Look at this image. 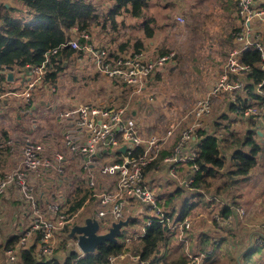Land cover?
Instances as JSON below:
<instances>
[{
  "label": "rangeland",
  "instance_id": "374dc122",
  "mask_svg": "<svg viewBox=\"0 0 264 264\" xmlns=\"http://www.w3.org/2000/svg\"><path fill=\"white\" fill-rule=\"evenodd\" d=\"M3 1L7 2V0ZM90 1L93 2L95 6L94 12L99 14V20L104 22L105 16L102 13L112 10V2L109 0ZM173 1L176 3L173 4L172 0L168 3H164L163 0L149 1V6L146 9V17L154 18V23L151 24V26L157 30L151 38L145 36V33L142 31L143 27L140 29L141 20L143 19L133 18L126 14L123 9L114 14L116 21L113 22L110 19H106L104 26H101V23H92L88 28V32L91 34L94 45L105 47L113 54L132 55L134 53L135 40L141 38L143 42L142 50L147 47L144 51L147 56L151 58L160 55V52L165 48V44L166 49L174 51L175 55L179 53V50L184 54L183 56L180 55L181 58L179 57V66L173 65L174 67L171 66L172 69L166 68L168 71H165V75L162 74L161 79L157 78L156 75L153 81H148V78H146L143 82V89L136 92L134 91V87L127 86L117 80H112L103 76L96 71L87 55L76 52L73 60L68 58L63 60V69L60 71L55 84H50L47 81H44L42 84H36L29 97L25 95V92L27 84L31 79L26 80L25 78L24 81L22 80L21 84V80L17 78V71H0V74H5L6 76L5 81L0 84V131L5 130L9 139L19 144L23 141L36 142L45 138L48 141L45 142L47 148L42 143L41 144L44 146L47 153H51L54 150H59L61 142V138H59L60 129L58 125L57 127L53 125V122L57 120L56 114L58 110H60V108L61 110H66L75 102H89L99 105L126 104V116L135 120L136 126L142 136L166 132L171 123L178 122L179 118L195 104L200 98V95L206 91L208 86L213 83L214 79L220 73V67L228 53L227 49H225L227 46L225 44H228V40L230 41L229 32L231 31L230 26L221 33V37L218 39L215 28L216 20L206 16L205 20H207V27L211 26L212 31L210 34L205 32L202 33V39L204 38L203 40L208 42L217 41V43L214 47L204 45L205 48L203 49L201 46L197 48V50L191 49L187 51L190 44L189 42H201L199 36L196 37L192 27H187V22L183 24L184 26L174 22V12L177 14L176 11L181 5L178 4L180 0ZM227 2L231 10L236 0H228ZM11 3H13L12 0ZM214 3L215 5H219V2H215V0L201 1L200 5H202V11L209 9ZM202 14L203 12L201 15ZM190 16L192 18L196 17V15H194V9L190 13ZM191 22L193 23V21ZM212 22L214 23L212 24ZM67 35L68 37H75L70 31H68ZM150 40L154 42L152 46H157L156 52L154 48L150 47ZM123 45L124 47L121 48ZM177 62L176 59V63ZM199 69L201 72L197 71ZM9 73L13 74V79L7 78ZM153 73L154 71L152 75ZM33 76L34 75H32V77ZM228 99L229 98L224 95L212 103L211 111L205 119V124L201 128L216 134L221 142L222 138L229 136L227 132L232 131L234 135L243 136L246 128L249 127L248 118H242L240 114H235L231 110H227L226 102ZM29 107L34 109L28 113V111L25 110ZM46 107H48L47 111ZM187 122V119L182 121L179 127L175 128L174 133L176 132L175 134L177 135L179 130L183 128ZM217 122L219 127L216 126ZM225 125H227L226 128H224ZM259 131H261L260 128ZM26 135L35 136L33 139L29 136L25 139L24 137ZM53 139L56 140V146H52ZM173 139L174 136L169 139L166 147L169 146ZM259 139L260 138H257V140ZM175 140L176 139H174V142ZM230 141L231 138L228 137L226 143L228 142L229 144ZM224 145V142L220 143V146ZM230 150L231 149H228V153H230ZM10 151L11 155L8 158L10 161L12 159L13 162L4 173L2 172L0 179L4 174L11 172L13 168L19 165L21 154L14 149ZM113 159L114 156L111 151H109L100 159V165L109 164ZM78 162L79 159L75 160L68 158L65 162L62 176H58L55 172L50 170L40 171L35 175V178H39L40 180L45 179L47 183L43 184L46 186L48 185L49 190H51V194L47 197V202H57L63 206L66 199L71 198L78 188L87 189L86 186H83V176H85L87 171L85 168L80 167ZM262 163H264L263 158L260 160V164L255 168L254 172H251V175L240 179L234 184L226 185V183H223L227 178L221 174L223 169L211 179L212 184L209 187L210 192L205 194L206 199L212 197L215 193L214 190L216 186H220L218 193L221 196L220 198L224 201H229L233 194L236 196L235 199L237 200V204L235 207L236 209H243V219L242 221H238L237 218H233L232 224L224 228H216L217 226L211 223L210 220L205 221L203 217L195 216H200L199 214H204L206 216L213 215L212 213L217 211L215 210L217 208L212 207L214 211L208 212L203 205H196L189 214L193 217V222L191 227H189V231L192 233V239L189 240V243L187 240L182 242L183 245H185L186 253L189 251V246L190 249H192L191 251L200 249L201 244L197 243L198 238L201 236V233L206 232L212 237L222 241V243L219 241V244H217V246L219 245L217 252L219 251L218 255L220 258L217 264H264V250L253 247L254 244L249 247L252 242L251 237H254L255 232L259 228V224L264 218V165H262ZM225 166L228 167V161ZM164 167L165 166L160 162V164L150 169L145 175L148 179L146 181L147 185L151 186L154 193L157 195L172 191L176 186V183L168 177L166 167ZM92 172L97 185L94 192H99V190L108 183V178L102 175L97 167H94ZM29 182L36 188V195H38V182H32L31 179H29ZM57 183H59V185H57ZM89 190L93 192V189ZM192 194L190 191H185L184 194L180 196V199L177 200V206H180L186 196L190 197L188 201L192 200ZM61 197H63V199H60ZM18 200L19 202L14 201L15 208L13 211H16L15 213L11 209L10 211L8 210V216H5V214H3L5 212H2V210L0 213V215L3 214L1 218L4 216L2 218L4 225L2 224L0 228V258L3 255L1 246L6 237L13 235L17 231H21L28 224H26L27 221H25L22 226H19L18 222H23L21 218H31L29 215L27 217L23 215L24 208L27 207L26 203H23L19 197ZM94 201H96V197L94 199L90 198L82 209L77 212V216L72 219L71 223H80L84 217L94 215L97 208L96 205H93L95 204L93 203ZM214 206H216V204H214ZM136 209H138L139 214L138 220L133 225L122 230L123 237H134V235L138 234L146 226L147 215L145 214L147 213H144L145 211L141 208V205H137ZM74 242L75 238L71 240L68 239L65 242L63 241L56 250L62 259L67 254L66 248L72 249L74 247ZM171 243H173V245H171L169 256L178 255L181 246H178L179 244L176 240L171 241ZM204 244L206 248L207 243ZM127 246L129 248L127 257L116 261L115 264L127 263L128 261H130V264H135V259L133 257L135 256L136 241H131L128 245L123 246L122 249L126 251ZM252 248L256 249L245 256L243 255ZM167 260L172 259L168 257ZM16 264H21L19 263V259Z\"/></svg>",
  "mask_w": 264,
  "mask_h": 264
},
{
  "label": "built area",
  "instance_id": "2783aa9c",
  "mask_svg": "<svg viewBox=\"0 0 264 264\" xmlns=\"http://www.w3.org/2000/svg\"><path fill=\"white\" fill-rule=\"evenodd\" d=\"M176 12L174 19L182 24L184 22L183 13L180 9ZM236 17L238 24L231 32L233 44L221 65L220 73L195 104L179 118L178 122L171 123L166 132L142 136L135 120L126 116V104L99 105L80 102L60 111L58 116L79 130L82 138L74 137L71 132H64L59 150L47 153L41 143L30 141H23L19 144L6 139L0 143V149L4 150L9 147V150L14 149L21 154L19 165L0 179V213L3 196L9 189H13L21 201L26 203V208L29 209L31 215L30 221L19 234L15 246L2 250L0 264H16L19 259V249L31 245L34 246L37 259L50 258L56 253L61 243L68 240L63 228L66 223L71 222L77 216V213L68 218V214L59 203L40 202L36 195V188L29 182L31 174L44 170H50L62 176L68 158L79 159L78 165L87 171L83 176V182L89 188L95 190L97 186L92 172L94 167L99 168V172L108 178V183L99 192L93 191V197L98 198L100 206L93 216L101 223L108 226L111 221L124 219L128 215L126 214L127 207H132L133 203H139L147 213L146 226L133 238H126L125 246L134 238L143 236L146 227L153 222H167L169 228L175 230L179 240H187L186 231L191 227L193 217L186 215L183 219L171 221L158 204L153 189L147 185L144 170L166 150L169 139L176 136L175 128L187 119V124L179 130L176 136L171 154L164 155L160 162L169 164V174L175 179H178L176 168L180 164H186L188 171L183 179H179V186L191 189L190 184L198 170V165L194 162L197 152L188 153L186 149L191 139L196 137L197 131L205 124L212 103L224 95L240 106L243 117H250L257 121L258 132L264 131V80L254 85L255 99L249 98L245 107L240 103V96L247 94V76L251 71V65L242 60L244 52L257 49L262 62L260 68L264 70V43L262 42L264 8L256 0H237ZM69 31L75 37H67L66 41L59 46L49 49L40 64L29 67L28 79L31 80L25 92L27 97L36 84L44 82V76L51 67L50 56L64 47L74 50L68 59L73 60L76 52L84 53L90 58L97 72L134 87L136 92L142 89L144 80L156 68L173 61L175 56L174 51H169L150 58L144 50L134 52L132 55L113 54L105 47L94 45L87 28L72 26ZM123 145L126 149L124 152L121 151L123 153L121 160L116 161L115 152L120 151ZM109 151L114 156L113 161L100 165V159ZM235 209L236 207H231L233 211L225 216L217 210L210 216L199 214L200 216L195 217H203L205 221L210 220L214 223L216 228H224L233 223V218L242 221L243 209ZM131 216L134 217L132 214ZM251 239L249 247L254 244L253 247L264 250V218ZM212 241L218 242V239L213 238ZM74 244L76 245V241ZM77 248L76 250L80 252ZM211 251V247L207 248L206 252L188 251L187 260L184 263L173 264H204V259ZM127 252V250H122L119 254L110 256V264L126 258ZM133 258L135 264H168L164 261L141 260L138 255Z\"/></svg>",
  "mask_w": 264,
  "mask_h": 264
},
{
  "label": "trees",
  "instance_id": "16d2710c",
  "mask_svg": "<svg viewBox=\"0 0 264 264\" xmlns=\"http://www.w3.org/2000/svg\"><path fill=\"white\" fill-rule=\"evenodd\" d=\"M109 1L112 2V10L102 13L105 16V21L106 19H110L113 22L116 21L114 14L123 9L129 16L143 19L141 20L140 29L143 27L142 31L147 38H151L154 35L156 30L151 26L154 23V18L146 17V9L149 6L150 0ZM94 10L95 6L90 0H15L14 3L8 4V6L5 1L0 0V71L8 69H12L13 71L15 69L30 67L34 64H40L49 49L59 46L66 41L68 31L72 26L87 29L92 23H101V26H104L105 21L99 20V14L95 13ZM262 42L264 43V35ZM123 47L124 45L121 46V48ZM142 49L143 42L141 38L136 39L134 42V52L141 51ZM73 52L72 48L64 47L58 53L51 55L50 71L45 74L44 81L55 84L59 72L63 69V58L69 57ZM168 52L169 50L164 48L160 54ZM175 58H177L176 55L174 56V60ZM242 60L251 65V71L247 76V94L240 96V103L245 107L249 98H256L253 88L256 83L264 80V70L260 68L262 62L260 61V54L257 49L244 52ZM157 76L159 77V75ZM5 77V74H0V84L5 81ZM226 103L227 110L240 114L244 118L241 115V108L236 102L233 103L228 99ZM246 118H248L249 127L246 128L243 136L234 135L232 131H229L227 132L229 136L222 138V142L216 134L208 130L200 129L197 131L198 151L194 162L198 165V170L195 173L193 182L190 184L191 189L179 186L176 180L171 178L176 183L175 188H173L174 190L158 195L155 193L158 204L163 208L171 221L183 219L184 216L189 215L191 210L199 204L203 205L208 212H213L216 207L217 209L215 210H219V213L223 216L233 211L231 207L234 208L237 204L234 194L229 201H224L218 193L220 186H216L212 197L206 199L205 194L210 192L211 179L220 173V170L223 169L221 174L227 177L223 183H226V185L234 184L240 179L251 175V172H254L255 168L260 164V160L264 159V131L262 132L263 138L261 139V135L256 128L257 121L250 117ZM216 126L219 127L218 122ZM1 135L3 140L7 139L6 132H2ZM228 137L231 138L229 144L228 142L226 143ZM257 138L260 139L257 140ZM223 142L225 145L220 146V143ZM8 148L6 147L5 149L8 150ZM228 149H231L230 153H228ZM2 150L0 149V151ZM168 154H171V149L165 153H161L159 158L145 168L144 172L147 173L150 169L156 167L157 164H160L159 161H161L163 156ZM122 155L121 151H116L115 160L120 161ZM227 161L228 167L225 166ZM179 169L181 170L182 166L176 168L177 171ZM186 173H184L185 176ZM185 191H190L194 197L191 196L192 200L188 201L190 197L186 196V199H183L180 206H177V200L180 199V196ZM90 198H93V192L86 188H78L76 193L65 201V204H67L65 212L68 214V218L82 209ZM212 207L214 208L212 209ZM137 220L138 218L136 217L131 223H136ZM70 225H72L71 222L66 223L63 232L67 233ZM122 233L117 242L101 244L92 253L82 255L81 252L75 249L76 245L74 244L72 249L66 248L67 254L63 259L56 256L57 252L50 258L37 259L34 254V246L31 245L19 249V261L21 264H110L109 257L119 254L123 250V246H125V239L128 237H123ZM200 235L197 243L201 245L197 251L206 252L207 248H212L211 253L207 254V257L204 259V264H217L220 259L218 255L219 251L217 252L219 245L217 246V244L221 240L218 239V242H213L212 239L214 237L206 232ZM18 238L19 234L7 237L1 246L2 250L4 248H13ZM186 239L188 243L192 239V233L189 230L186 231ZM133 240L136 241L134 254L138 255L141 260H148L150 262L164 261L168 264L184 263L187 260L183 241L177 238L175 230L170 229L167 222H153L146 227L143 236H138ZM174 240L178 242V246H181L180 253L171 256L172 260H167L171 245H173L171 241ZM204 243H207L206 248ZM188 250H192L190 246ZM254 250H248L243 255L245 256ZM127 251H129L128 246Z\"/></svg>",
  "mask_w": 264,
  "mask_h": 264
},
{
  "label": "crops",
  "instance_id": "0c3cea01",
  "mask_svg": "<svg viewBox=\"0 0 264 264\" xmlns=\"http://www.w3.org/2000/svg\"><path fill=\"white\" fill-rule=\"evenodd\" d=\"M164 1V3H168V2H170L171 0H163ZM201 1H203V0H180V2L178 3V4H180L181 6H179V9L182 11V13H183V17H184V22L182 23V24H180V23H178L175 19H174V16H175V12H174V15H173V20H174V22L175 23H178L179 25H183V24H185V22H187V27H192V30H193V32L195 33V35H196V37L197 36H199V40H200V42L201 43H197V42H189L190 44H189V46H188V48H187V51L188 50H197V48H199V47H201L202 46V49L203 48H205V46L204 45H206V46H208V47H210V46H212V47H214V45L217 43V41H214V42H208V41H204L203 39H202V36H203V34L202 33H207V34H210L211 33V26H209V27H207V23H206V21L207 20H205V17L206 16H209V17H212V18H214L215 20H216V25H215V28H216V35H217V38L219 39L220 37H221V33H223V31H225V30H227L230 26H231V31L229 32V34H230V36H229V38H230V41L228 40V44L226 43L225 45H227L226 47H225V49H227V52H228V50L232 47V44H233V42H232V36H231V32L234 30V28H236V26H237V24H238V19H237V17H236V3H237V0H236V2H234V4L232 5V7H231V10H230V7H229V5H228V0H215V2H219V5H215V3L213 4V6H210L209 7V9H205V10H203L202 11V5H200V2ZM12 2L14 3L15 2V0H12ZM187 2H190V3H187ZM256 2L260 5V6H262L263 8H264V0H256ZM172 3L174 4V3H176V2H174L173 0H172ZM6 4H7V6H8V4H12L11 3V0H7V2H6ZM194 9V15H196V17H191L190 16V13L192 12V10ZM203 12V14L201 15V13ZM200 15V16H199ZM220 19H221V21H220ZM191 21H193V23L191 22ZM214 22H212V24H213ZM184 26V25H183ZM157 31V30H156ZM155 31V32H156ZM149 44H151L150 45V47H152V48H154V50H155V52L157 51V46H152V44H154V42L152 41V40H150L149 41ZM164 47H165V49H166V46H165V44H164ZM159 48H160V46H159ZM147 49V47H145L144 48V50H146ZM212 49H215V48H212ZM195 52V51H194ZM177 56V58H175V61H174V59H173V61H171V62H168V63H166L164 66H161V67H158V68H156L155 70H154V73H153V75H152V73L147 77L148 78V81H153L154 80V78H155V75H156V77L157 78H162V74H164L165 75V71H168V69H172V67L171 66H173V65H177V66H179L180 65V60H179V57L181 58V56H183L184 54L179 50V53L178 54H176ZM181 55V56H180ZM68 57H64L63 58V60H65V59H67ZM176 59H177V63H176ZM175 65V66H176ZM174 67V66H173ZM166 68H168V69H166ZM199 68V67H198ZM220 70H221V67H220ZM8 71H11L12 72V69H8ZM14 71V70H13ZM15 71H17V78H19V80H21L20 81V83L22 84V80L24 81L25 80V78H26V80H28V75H29V67H26V68H20V69H15ZM169 71H171V70H169ZM198 72H201L200 71V69L199 70H197ZM156 72V73H155ZM60 73V72H59ZM157 75H159V77L157 76ZM58 76H59V74H58ZM13 74L11 73V78L10 79H13ZM58 78V77H57ZM113 80V79H112ZM145 81V80H144ZM25 85H26V83H25ZM142 89H143V87H142ZM23 93V92H22ZM201 96V95H200ZM74 104H76V102L75 103H73V104H71V106H73ZM29 105V104H28ZM70 106V107H71ZM49 107V106H48ZM48 107H46V111L48 110ZM57 107H59V106H57ZM70 107H68V108H70ZM33 109L34 108H31V107H29V108H27L25 111H28V113L29 112H31V111H33ZM42 111V110H41ZM40 111V112H41ZM60 111H62L61 110V108H60V110H58V113L60 112ZM43 113H44V111H43ZM58 113L56 114V121L55 122H53V125H56V127H57V125H58V128L60 129V132H59V138H61V142H60V148H61V145H62V139H63V134H64V132H71V134L74 136V137H79L80 136V138H82V135L80 134V132H79V130H77L73 125H71V123H68V122H66V120H63L62 118H60L59 116H58ZM42 114V113H41ZM2 132H6L5 130H1L0 131V135L2 134ZM7 133V132H6ZM259 134L261 135V139L263 138V135H262V133H260L259 132ZM2 136V135H1ZM0 136V143L1 142H3V141H5V140H3L2 139V137ZM28 136L31 138V139H33V137L35 136V135H26L24 138L26 139V138H28ZM177 136V135H176ZM176 136L174 137V139H176ZM7 139H9V137H8V135H7ZM174 139H173V141L172 142H170V144H169V146L166 148V150H164L163 151V153H165L166 151H169V149H172V146H173V144H174ZM59 140V139H58ZM36 142H38V143H42L44 146H45V142H48L47 141V139H43V140H40V141H36ZM57 145V143H56V140L55 139H53L52 140V146H56ZM46 147V146H45ZM47 148V147H46ZM59 148V149H60ZM57 149V148H56ZM168 149V150H167ZM186 151L188 152V153H190V152H192V151H198V139L195 137V138H192L191 139V141L189 142V145H188V147H187V149H186ZM11 153V151L8 149V150H2V151H0V167H1V169H0V175H2V172L4 173V171L8 168V167H10L11 166V163L13 162V160L11 159V161L9 160V156L11 155L10 154ZM12 157V156H11ZM163 165L166 167V173H167V175H168V177L171 179V178H173V177H171L170 176V174H169V171H168V168H169V164H164L163 163ZM180 166H182V169L180 170H178L177 171V176H178V179H175L176 180V182L179 184V179H183L184 177H185V174L184 173H186L187 172V165L186 164H180L177 168H179ZM164 167V168H165ZM183 171V172H182ZM43 172V171H42ZM36 174H38V173H33V174H31L30 175V178L29 179H31L32 180V182L33 181H37L38 183H37V185H38V188H37V190L39 189V191H38V198H39V201L41 202V201H47V197H48V195L49 194H51V190H49V188H48V185L46 186V185H44L43 183H47V182H45L46 180L45 179H39V178H35V175ZM37 177V176H36ZM146 180H148L147 179V177H146ZM39 181H42V182H39ZM44 185V186H43ZM57 185H59V183H57ZM83 186H86L87 187V189H91V188H89L84 182H83ZM92 190V189H91ZM94 191V190H93ZM18 194H17V192L15 191V190H12V189H9L6 193H5V195L3 196V198H2V205H3V209H2V212H5V213H3V214H5V216H8L9 214H8V210L10 211V209L13 211V209L15 208L14 207V201H18L19 202V200H18ZM60 199H63V197H61ZM93 199H94V197H93ZM65 200V199H64ZM63 200V201H64ZM62 201V200H61ZM93 203H95V204H93V205H96L97 206V208H96V211L99 209V200H98V198L96 197V201H94ZM86 204V203H85ZM84 204V205H85ZM65 205H67V204H65L64 203V205L62 206V208L65 210ZM137 205H140L139 203H133V206L132 207H127V209H126V214H129L130 213V215L132 214L134 217L132 218V219H130V221H129V226L130 225H133L134 223H131V221L133 220V219H136V217L138 218V216H139V214H138V209H136V207H137ZM20 207V206H19ZM14 213L16 212V211H13ZM145 213V212H144ZM143 213V214H144ZM2 214V215H3ZM95 214V213H94ZM2 215H0V218H1V216ZM23 215L25 216V217H27L28 215H29V217L31 216L30 215V213H29V211H28V209L25 207L24 208V213H23ZM146 215V214H145ZM93 216V215H92ZM4 217V216H3ZM2 217V218H3ZM2 218H1V221H0V228H1V225L3 224L4 225V222H2ZM85 218V217H84ZM83 218V219H84ZM22 220H23V222L21 223L20 221L18 222V224H19V226H22L23 225V223L25 222V221H27L26 222V224L30 221V219L28 220L27 218L26 219H24V218H21ZM83 219H82V221H83ZM82 221L80 222V223H82ZM105 222H107V220H105ZM77 223V222H76ZM101 223V222H100ZM74 224V223H73ZM101 226H104V227H106V225L104 224V223H101ZM124 228H126V227H123V229ZM103 228L102 227H100V230H102ZM23 231V229L21 230V231H17L16 233H14V234H20L21 232ZM8 237V236H7ZM7 237H6V239H7ZM69 240H71V238H68ZM77 247V246H76ZM179 254V253H178ZM56 256L58 257V258H60V259H62V257H60V255H58V253H56ZM168 257H171V256H169L168 255ZM122 264H130V261H128L127 263H122Z\"/></svg>",
  "mask_w": 264,
  "mask_h": 264
},
{
  "label": "water",
  "instance_id": "95a60500",
  "mask_svg": "<svg viewBox=\"0 0 264 264\" xmlns=\"http://www.w3.org/2000/svg\"><path fill=\"white\" fill-rule=\"evenodd\" d=\"M7 78H11V73L7 75ZM125 149L126 146L123 145L120 151L124 152ZM130 219L132 216L128 214L124 219L111 221L108 226L104 227L101 226L99 219L95 216H87L82 223L72 224L66 236L71 239L75 238L76 246L82 254L92 253L101 244L117 242L122 233V228L129 226ZM100 227L103 229L100 230Z\"/></svg>",
  "mask_w": 264,
  "mask_h": 264
}]
</instances>
